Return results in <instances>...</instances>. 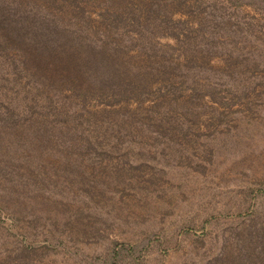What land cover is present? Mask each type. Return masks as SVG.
I'll list each match as a JSON object with an SVG mask.
<instances>
[{
  "label": "rangeland",
  "instance_id": "obj_1",
  "mask_svg": "<svg viewBox=\"0 0 264 264\" xmlns=\"http://www.w3.org/2000/svg\"><path fill=\"white\" fill-rule=\"evenodd\" d=\"M0 264H264V0H0Z\"/></svg>",
  "mask_w": 264,
  "mask_h": 264
},
{
  "label": "trees",
  "instance_id": "obj_2",
  "mask_svg": "<svg viewBox=\"0 0 264 264\" xmlns=\"http://www.w3.org/2000/svg\"><path fill=\"white\" fill-rule=\"evenodd\" d=\"M127 249L130 251V247H128ZM117 252H119V251H115V254H117Z\"/></svg>",
  "mask_w": 264,
  "mask_h": 264
}]
</instances>
